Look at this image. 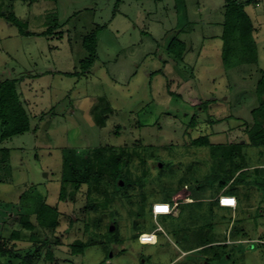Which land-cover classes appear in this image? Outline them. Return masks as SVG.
<instances>
[{
    "label": "rangeland",
    "instance_id": "obj_1",
    "mask_svg": "<svg viewBox=\"0 0 264 264\" xmlns=\"http://www.w3.org/2000/svg\"><path fill=\"white\" fill-rule=\"evenodd\" d=\"M224 5L0 0V13L20 20L16 25L0 16V81L19 79L16 93L32 127L0 140V148L9 150V169L0 170V264H21L31 256L32 264H169L175 258L177 264H264V200L256 201L246 182L249 175L258 177L264 190V146L248 144L246 133L264 68V0L245 7L257 28V63L228 69L221 60ZM96 25H102L97 58L79 74L87 56L83 37ZM174 37L185 42L181 57L167 50ZM204 135L212 145L191 143ZM96 148L105 155L110 148L123 150L125 174L115 182L104 173L99 190L85 181L86 159ZM234 155L247 167L240 176L234 173L232 186L241 185L239 193L251 204L238 216L250 242L228 246L229 257L219 252L206 260L197 249L187 251L175 233L208 230L205 224L217 214L206 202L182 204L178 218L155 219L148 208L185 184L189 190L200 186L205 195L219 190L229 182L225 170ZM222 158H228L226 167ZM40 202L58 210L57 226H40L33 213L32 229L22 228L24 205ZM222 228L215 230L225 237ZM13 230H20L19 237H11ZM77 239L89 244L72 255Z\"/></svg>",
    "mask_w": 264,
    "mask_h": 264
},
{
    "label": "trees",
    "instance_id": "obj_2",
    "mask_svg": "<svg viewBox=\"0 0 264 264\" xmlns=\"http://www.w3.org/2000/svg\"><path fill=\"white\" fill-rule=\"evenodd\" d=\"M253 1L254 0H225L222 33L220 37L222 38L221 60L226 69L240 64H256L258 61V48L255 34L257 28L254 26L252 18L245 10V7ZM0 16L13 24L20 25V20L12 12L7 15L0 13ZM101 27L102 25H96L94 29L83 37L82 45L87 51V56L80 60L81 71L77 72L79 74L88 71L97 58L96 35L97 30ZM50 31L51 28H48L45 32L49 33ZM20 32H23V30ZM167 50L174 56L181 57L185 50V42L174 37L168 43ZM18 81L19 79L16 78L3 79L0 81V140L10 138L17 134H23L32 129L29 114L26 112L22 101L19 99L20 97L16 93V84ZM255 94L258 100V106L252 110L253 119L250 124L246 123L247 143L264 146V68L259 69V77L255 84ZM202 103L204 107H207L210 101ZM195 124L196 120L192 118L190 125L194 126ZM191 143L198 146L212 145L209 143L207 135L194 138ZM110 149L111 152L105 155L96 148L93 150L91 158L88 157V159H86L89 176L85 181L88 182L89 185H94L97 190L100 189L99 183L104 173H108L110 178L115 182L125 175L123 171V162H121L120 159L123 150L116 152L112 150L113 148ZM8 154L9 150L7 148H0V170L4 171L9 169L7 163L9 158ZM235 155L231 158L232 160L230 159L228 168L225 164V160H228V158L225 160L223 158L221 159L223 166L225 165L226 167V176L224 179L228 178L230 180L235 172L238 171L237 176H240L243 172H239L244 166H242L239 161L233 159ZM258 173L261 172L258 171ZM236 178H233L232 182L235 181ZM259 184L260 187L263 186L262 182H259ZM262 191L264 195V190ZM64 196L65 189L61 188L60 197L64 198ZM39 204V207H29L27 204L24 205L23 213L19 216L22 228L32 229L33 224L29 221V216L33 213L36 215L37 222L40 226L44 228H55L57 226L59 216L58 210L42 202ZM20 233V230H13L11 232V237L17 238ZM141 233L142 232H139L137 235ZM4 242L5 239L0 237V254H4L5 252L3 249ZM86 243L79 239L75 240L70 253L72 255L83 253L89 242ZM46 254L49 258L52 256L51 248H47ZM32 258L31 256L22 260L21 264H32Z\"/></svg>",
    "mask_w": 264,
    "mask_h": 264
},
{
    "label": "crops",
    "instance_id": "obj_3",
    "mask_svg": "<svg viewBox=\"0 0 264 264\" xmlns=\"http://www.w3.org/2000/svg\"><path fill=\"white\" fill-rule=\"evenodd\" d=\"M245 168L247 167L246 166L243 167L239 172L241 171L246 172ZM237 173L235 175H237ZM234 176L229 180V182L234 178ZM249 176H250L249 179H247L246 181L252 187L249 192H251V196L252 197L254 196L256 201L262 202L264 200V195L262 188L260 187V184L258 182L259 178L253 177L252 175ZM228 183L219 185V190L214 189L208 195H205V193L203 194L199 191L200 186H197L193 190H189L190 187L185 184L182 190L172 193V195L170 196V199H172V201L170 199L163 200L171 205L172 207L171 213L160 214L154 218L156 219L159 216H171L173 218H178L183 212V209L180 208L182 204L189 206L188 204L190 202L191 203L197 202L198 204L206 202L208 205V211L212 212L213 214H217L216 220L213 219L211 220V222H207L205 224L204 228L208 230L205 231L198 230L199 232L197 231L196 233L194 232L190 233L191 235H187L186 232L183 233H180L178 231L175 232L174 229H172V232L179 234L178 236L180 242L185 246H188L187 251L197 249L198 251L204 254L206 260H208L209 257L211 258L212 256L215 257L216 255L218 256L219 252H223V254L225 253L226 256L229 257L228 252L232 251L233 248H229L228 246H230L233 243L236 244L239 241L250 242L245 237L246 236L245 229L242 227L241 221L244 220V218L243 217L238 218V216L240 215L241 211L243 210L247 211V209L251 208V204H248L247 200H245L242 194L239 193L244 191L241 185L240 186L236 185L234 188L232 186L234 181L233 182L231 181L229 184ZM180 193L182 194L181 197L178 196ZM193 194L196 195V199L192 197ZM220 195L234 196L236 199V206L234 208L220 206L218 203V197ZM186 208L187 207H185V209ZM148 211L150 214H152L151 206L148 208ZM213 223L215 224L214 227L212 225ZM217 225H221L223 227L222 229H224L225 227L226 230L225 237L223 236L222 230L216 232L215 228ZM175 259L171 260L169 264H174Z\"/></svg>",
    "mask_w": 264,
    "mask_h": 264
},
{
    "label": "built area",
    "instance_id": "obj_4",
    "mask_svg": "<svg viewBox=\"0 0 264 264\" xmlns=\"http://www.w3.org/2000/svg\"><path fill=\"white\" fill-rule=\"evenodd\" d=\"M218 203L220 206L232 207L236 206V199L231 195H220L218 197ZM172 207L169 203L166 202H155L152 204L151 212L154 217L160 214H169L171 213ZM142 234L139 235L138 239L141 238Z\"/></svg>",
    "mask_w": 264,
    "mask_h": 264
},
{
    "label": "clouds",
    "instance_id": "obj_5",
    "mask_svg": "<svg viewBox=\"0 0 264 264\" xmlns=\"http://www.w3.org/2000/svg\"><path fill=\"white\" fill-rule=\"evenodd\" d=\"M164 202V201H163ZM166 203H168V202H166ZM151 207H152V205H151ZM152 213V212H151ZM154 217V216H153Z\"/></svg>",
    "mask_w": 264,
    "mask_h": 264
},
{
    "label": "water",
    "instance_id": "obj_6",
    "mask_svg": "<svg viewBox=\"0 0 264 264\" xmlns=\"http://www.w3.org/2000/svg\"><path fill=\"white\" fill-rule=\"evenodd\" d=\"M111 228H113V226H111Z\"/></svg>",
    "mask_w": 264,
    "mask_h": 264
}]
</instances>
